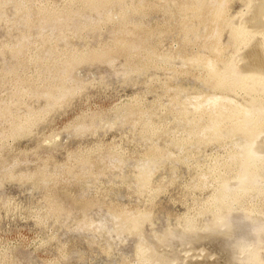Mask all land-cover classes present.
Here are the masks:
<instances>
[{
    "label": "bare ground",
    "instance_id": "6f19581e",
    "mask_svg": "<svg viewBox=\"0 0 264 264\" xmlns=\"http://www.w3.org/2000/svg\"><path fill=\"white\" fill-rule=\"evenodd\" d=\"M52 3L0 0V25L6 32L4 40H0V141L33 132L52 111L77 95L85 84L77 80L75 73L86 63H107L112 67L115 59L123 56L128 73L136 77L144 74L156 59L168 65L175 58L160 56L149 47L159 30L144 23L150 13L168 8L178 16L183 43L199 47L193 56L181 50L176 59L181 60L183 67L201 71L198 76L206 80L204 87L209 90L205 96L195 93L194 99L190 97L195 101L192 104L189 98L188 104L174 98L179 117L188 126L183 135L177 133L174 146L185 150L186 156H191L193 148L209 144L222 147L226 153L214 157L211 167L201 170L192 185L197 189L213 187L210 196L195 209L201 219H178L176 227L170 230L171 236L162 232L159 236L154 233L149 238L137 237L135 262L238 264L242 256L238 245L243 243L264 254V208L254 205L258 200L264 202V0H251L244 12L234 16L227 13L230 0H65L61 8ZM7 7L12 9L9 15L5 14ZM104 30L113 36L112 44L85 53L73 47V39L95 38ZM178 68L176 73L186 72L185 68ZM236 93H243L244 97L237 99ZM132 106L118 109L120 115L114 114L113 120L123 125L128 118L136 124L143 112L138 102ZM103 114L87 115L88 121L73 125L75 131L81 135L95 131ZM56 137L46 136L42 143L54 144ZM112 152L101 157V162H107L106 170H121L125 162ZM174 158L173 150L151 145L145 159L138 163L134 186L148 189L154 168ZM15 165L16 162L11 167ZM75 167L68 169L71 172ZM92 168L88 161L81 164V175L71 172V176L76 180L94 177ZM2 169L0 183L6 178L14 179L11 168ZM37 175L47 184L53 178L48 176L56 174ZM17 176L33 177L22 173ZM87 204L80 206L89 209ZM55 205L58 217L69 218L71 208L52 197L51 207ZM106 214V218L100 217L96 222L84 214L76 230L91 231L97 225L96 229H106L108 234L113 232L122 238L124 234L140 232L151 216L137 210ZM222 219L230 220V231H221ZM108 223L111 226L105 228Z\"/></svg>",
    "mask_w": 264,
    "mask_h": 264
},
{
    "label": "rangeland",
    "instance_id": "374dc122",
    "mask_svg": "<svg viewBox=\"0 0 264 264\" xmlns=\"http://www.w3.org/2000/svg\"><path fill=\"white\" fill-rule=\"evenodd\" d=\"M250 1L230 0L227 13L234 16L244 12ZM50 2L59 8L65 5V0ZM11 10L7 7L5 14H11ZM144 23L161 33V37L158 33L154 35L149 47L156 49L160 56H172L174 61L170 59L167 65L156 59L137 77L128 73L123 56L117 57L112 67L107 63H86L75 73L77 80L85 84L77 95L52 111L33 132L15 140L0 141V170L11 168L14 175V179L5 177L0 183V264H137L135 244L140 237L149 238L154 233L159 236L162 232L171 236L170 230L176 227L178 219H201L195 209L210 196L213 187L197 189L192 185L201 170L211 167L214 157L224 156L226 152L215 144L193 148L191 156L175 148L177 133L183 135L188 126L173 104L175 97L192 104L193 95L209 93L204 87L206 80L198 76L201 71L183 67L181 60L176 59L181 50L193 56L199 47L183 43L184 32L178 16L171 14L168 8L150 13ZM4 31L0 25V40L5 38ZM113 41V36L104 30L95 38L79 36L72 42L74 48L85 53ZM175 68H185L186 72L176 73ZM234 96L240 99L244 94ZM135 102L143 112L136 124L130 123L128 118L123 125L118 119L113 120L114 114L120 115L118 109L124 105L134 106ZM92 112H105L100 125L83 135L76 132L73 125L88 121L85 117ZM70 122L73 124L68 126ZM49 135H57L55 143L43 144L42 140ZM151 145L173 150L175 158L164 160L154 168L151 188L141 189L134 186V177L138 163L145 159ZM109 151L124 160L121 170H106L107 162H101L100 158ZM88 161L93 164L94 177L74 179L71 172L81 175V164ZM14 162L16 165L11 167ZM73 166L76 167L70 172ZM38 172L56 175L48 176L53 177L51 182L43 184ZM21 173L33 177L19 179L17 175ZM52 197L71 208L69 218L58 217V205L51 207ZM78 202L82 207L88 206V202L91 208L83 210L75 205ZM254 205L264 208L260 200ZM122 210L146 211L151 216L140 232L124 234L122 238L113 232L108 234L106 229H96L97 225L95 229L94 225L91 227L92 232L76 230L84 214H89L96 222L100 217L106 218V212ZM108 225L111 223L105 228Z\"/></svg>",
    "mask_w": 264,
    "mask_h": 264
},
{
    "label": "clouds",
    "instance_id": "9594fccd",
    "mask_svg": "<svg viewBox=\"0 0 264 264\" xmlns=\"http://www.w3.org/2000/svg\"><path fill=\"white\" fill-rule=\"evenodd\" d=\"M220 223L223 225L221 231H230V220L222 219ZM238 250L242 253V256L238 258V264H240L241 260L244 261V264H260L261 261H264V254L258 253L256 249L248 243L238 245Z\"/></svg>",
    "mask_w": 264,
    "mask_h": 264
}]
</instances>
